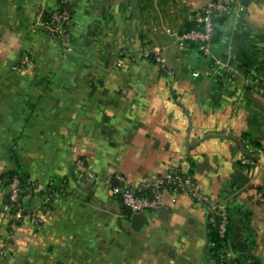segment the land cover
Listing matches in <instances>:
<instances>
[{"label":"crops","instance_id":"obj_1","mask_svg":"<svg viewBox=\"0 0 264 264\" xmlns=\"http://www.w3.org/2000/svg\"><path fill=\"white\" fill-rule=\"evenodd\" d=\"M209 1L73 0L64 52L57 37L32 30L39 8L56 0H0V178L20 171L45 187L29 206L48 201L42 224L24 220L2 256L0 186V264H218L207 215L189 196L167 191L133 229L104 182L165 167L191 174L229 208L228 242L240 264H254L249 253L264 245V172L239 163L234 135L264 143V100L243 77L264 82V0H235L216 19L219 38L204 56L176 34ZM151 44L163 48L171 74L130 57ZM22 53L31 64L13 68ZM78 157L87 180L74 172Z\"/></svg>","mask_w":264,"mask_h":264},{"label":"built area","instance_id":"obj_2","mask_svg":"<svg viewBox=\"0 0 264 264\" xmlns=\"http://www.w3.org/2000/svg\"><path fill=\"white\" fill-rule=\"evenodd\" d=\"M72 0H56V6L49 10V19L44 20L43 7L39 8L36 19L37 22L32 28L43 30L59 39L62 51L68 52L71 49V37L69 28L72 23ZM235 0H210L201 6L194 14L193 20L200 25V28H193L176 34L181 45L195 43L198 51L204 56L211 55L213 46V34L215 22L220 14L235 5ZM153 61L165 74H171L166 67V58L163 48L157 45H144L130 56ZM31 64V58L23 53L14 64L13 68L23 69ZM245 162V160H241ZM74 172L81 180H87L90 176L89 166L83 158L78 157L74 162ZM104 182L109 186V192L115 196L130 215L133 213H146L158 209L162 203L164 194L169 191L174 194L182 193L199 205L207 215L210 222L216 220L215 226L221 244L218 250L219 264H239L233 253L227 238V230L230 215L225 207L212 202L207 194H204L193 176L186 172H181L175 167L163 168L154 175L141 176L137 180L130 181L121 173L108 175ZM0 186L4 187L5 200L1 206L3 212L8 216L7 235L1 244V254H5V248L14 230L27 220L35 226H40L43 222V212L47 209L48 201L45 199L39 208H31L29 199L34 194L45 191L43 184L30 182L22 188L17 175H13L11 180L4 183L0 178Z\"/></svg>","mask_w":264,"mask_h":264},{"label":"rangeland","instance_id":"obj_3","mask_svg":"<svg viewBox=\"0 0 264 264\" xmlns=\"http://www.w3.org/2000/svg\"><path fill=\"white\" fill-rule=\"evenodd\" d=\"M72 3H73V0H72ZM40 31H43V30H40ZM43 32H45V31H43ZM243 77H244L245 87L250 89L251 91H253L255 94L259 95L261 101L264 100L263 99L264 98V82L262 81V79L258 76H251L249 74H243ZM234 139H235V142L238 144V148L241 152V155L238 159L239 163L241 165L245 166L246 169H249V170L255 168L257 170V175H262L264 172V155L261 158V161H258L257 159H255L256 157H254V156H256V154H258V153L264 154V143H261V145H260V142L256 141V142H258V147H255L254 145L251 144V142H253V141L249 137H247L243 134H235ZM242 159L245 160V162H242L241 161ZM251 200H253V199H251ZM219 206L225 207L227 209L228 214L230 215V210L228 207L220 205V204H219ZM254 218L255 219H254L253 223H255L257 228H260V220L256 217V213H255ZM228 230H229V227H228ZM254 234L256 235L255 232H254ZM258 236H259V233H258ZM227 238H228V236H227ZM261 241H263V237H262ZM229 245H230V247L234 253L233 246L231 244H229ZM256 248H257L256 250H254V249L252 250V253H249V257L254 262V264H257V262H258L257 259L258 260L260 259L261 263L264 264V245L260 244V246H258Z\"/></svg>","mask_w":264,"mask_h":264},{"label":"trees","instance_id":"obj_4","mask_svg":"<svg viewBox=\"0 0 264 264\" xmlns=\"http://www.w3.org/2000/svg\"><path fill=\"white\" fill-rule=\"evenodd\" d=\"M72 6H73V3H71V7ZM48 19H49V12L46 11L44 13V20L47 21ZM193 28H200V25L197 24L194 20L191 21L188 24V27L186 28V30H190V29H193ZM218 38H219V34H218V32H217V30L215 28L214 34H213V39H212L213 44L218 41ZM189 45H191V46L193 45L194 47H196L195 43H193V42H190ZM251 144L254 145L255 147H258V142H256V141L251 142ZM13 175H17L18 176L19 181H20V186L22 188H25V187H27L30 184V182L27 179L26 174H23L20 171H13L11 173H6L5 175L1 176V178L4 180V183L6 184L7 182H9L11 180ZM215 222H216V220H214L212 222H210V221L208 222V229H209L208 238H209V242H210V245H211V256L219 264L217 255H218V250L221 247V244L219 242V238H218V234H217V231H216ZM229 225H230V220H229ZM229 225H228V227H229ZM227 236H228V230H227ZM239 264H240V262H239Z\"/></svg>","mask_w":264,"mask_h":264},{"label":"water","instance_id":"obj_5","mask_svg":"<svg viewBox=\"0 0 264 264\" xmlns=\"http://www.w3.org/2000/svg\"><path fill=\"white\" fill-rule=\"evenodd\" d=\"M145 222V214L144 213H133L131 215V227L133 229H138ZM238 247L240 250H244L245 244L238 242Z\"/></svg>","mask_w":264,"mask_h":264}]
</instances>
